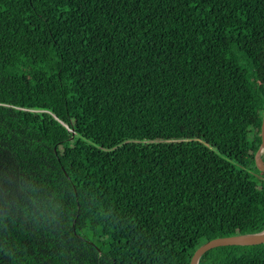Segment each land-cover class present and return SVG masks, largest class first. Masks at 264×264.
<instances>
[{
	"label": "trees",
	"instance_id": "1",
	"mask_svg": "<svg viewBox=\"0 0 264 264\" xmlns=\"http://www.w3.org/2000/svg\"><path fill=\"white\" fill-rule=\"evenodd\" d=\"M263 112L264 0H0V264H189L261 231Z\"/></svg>",
	"mask_w": 264,
	"mask_h": 264
},
{
	"label": "water",
	"instance_id": "2",
	"mask_svg": "<svg viewBox=\"0 0 264 264\" xmlns=\"http://www.w3.org/2000/svg\"><path fill=\"white\" fill-rule=\"evenodd\" d=\"M261 141L259 147L254 152V162L258 170L264 172V112L261 118L260 125ZM264 243V229L253 233L235 234L229 236H220L207 240L202 243L190 257L189 264H198L201 255L210 248L224 245H253Z\"/></svg>",
	"mask_w": 264,
	"mask_h": 264
},
{
	"label": "rangeland",
	"instance_id": "3",
	"mask_svg": "<svg viewBox=\"0 0 264 264\" xmlns=\"http://www.w3.org/2000/svg\"><path fill=\"white\" fill-rule=\"evenodd\" d=\"M245 63V62H244ZM246 65V64H245ZM264 154V153H263Z\"/></svg>",
	"mask_w": 264,
	"mask_h": 264
}]
</instances>
